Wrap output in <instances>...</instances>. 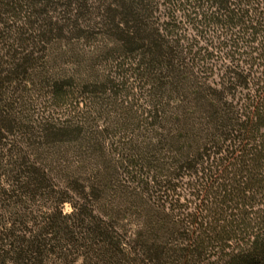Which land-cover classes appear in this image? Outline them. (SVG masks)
Masks as SVG:
<instances>
[{
	"label": "trees",
	"instance_id": "obj_1",
	"mask_svg": "<svg viewBox=\"0 0 264 264\" xmlns=\"http://www.w3.org/2000/svg\"><path fill=\"white\" fill-rule=\"evenodd\" d=\"M0 264H264V0H0Z\"/></svg>",
	"mask_w": 264,
	"mask_h": 264
},
{
	"label": "rangeland",
	"instance_id": "obj_2",
	"mask_svg": "<svg viewBox=\"0 0 264 264\" xmlns=\"http://www.w3.org/2000/svg\"><path fill=\"white\" fill-rule=\"evenodd\" d=\"M93 1H96V0H93ZM96 5H97V3L94 5V7H96ZM93 11H94V13L92 14L93 17L96 16V17H94L93 21H98V17H100V16H98V14H95L96 11H97V8H95ZM49 15H54V18L56 17L55 19L59 18L60 20H63V11H62V8H58V7H57V8H56V12H54L53 10H51V11L49 12ZM61 17H62V19H61ZM63 210H64L65 212H69V211H71V206H70V204H68V203L64 204V206H63Z\"/></svg>",
	"mask_w": 264,
	"mask_h": 264
}]
</instances>
